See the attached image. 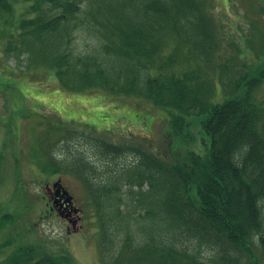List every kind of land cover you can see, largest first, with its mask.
<instances>
[{
  "label": "trees",
  "instance_id": "16d2710c",
  "mask_svg": "<svg viewBox=\"0 0 264 264\" xmlns=\"http://www.w3.org/2000/svg\"><path fill=\"white\" fill-rule=\"evenodd\" d=\"M26 1L34 14L10 33L17 38L5 46L9 57L29 69H54L71 91L105 89L169 110L170 130L181 138L189 135L188 117L200 118L209 136L203 153L180 140L166 150L154 142L155 152L85 133L92 161L72 146L78 130L54 126L66 135L51 140L75 155V172L95 201L107 263L264 264V48L254 40L260 34L264 43L260 28L251 23L249 34L221 35L218 0ZM14 2L0 0V10L11 12ZM230 26L246 27L239 20ZM78 30L98 38L88 52L72 47ZM225 39L230 54L222 50ZM56 158L49 155L43 168L59 170ZM14 221L0 216V231ZM0 264L73 261L39 242L19 245Z\"/></svg>",
  "mask_w": 264,
  "mask_h": 264
},
{
  "label": "rangeland",
  "instance_id": "374dc122",
  "mask_svg": "<svg viewBox=\"0 0 264 264\" xmlns=\"http://www.w3.org/2000/svg\"><path fill=\"white\" fill-rule=\"evenodd\" d=\"M15 1L18 3L14 2L11 12L0 10V216H12L15 220L0 231V246L8 240L12 243L0 247V258L9 256L19 245L40 242L54 253L69 255L73 264H108L101 253V221L95 201L88 185L75 172L76 166L71 160L75 155L67 154L60 143L51 140V136L56 139L66 135V132H56L54 126L61 124L65 131L78 130L76 136L81 138L72 139V146L75 152L86 151L92 161L94 146L83 137L85 133L119 144L143 145L147 150H155L154 142H162L166 150L170 141L180 140L182 148L190 143L200 153L204 150V140L209 142V136L202 132L200 118L188 117L190 124L186 131L189 135L182 134L184 138H181L170 130L169 110L105 89L71 91L60 84L54 69L45 65L29 69L24 60L9 57L5 46L10 39L17 38V34L10 36V33L19 32L20 20L34 14L29 1ZM214 11L225 24L226 32L220 31L221 35L249 34L251 23L264 34V6L258 0H237L233 4L218 0ZM4 18L6 23H3ZM234 20L246 27L234 30L230 26ZM7 30L10 32L6 33ZM77 32L73 49L88 52L98 38L86 37L81 30ZM262 37L259 34L254 38L255 48H264ZM226 44L225 39L222 50L230 54L231 47ZM49 155L57 157L59 170L43 168L50 162ZM66 156L70 161L63 160ZM128 159L137 161L132 156ZM64 162H72V166ZM104 163L97 162L99 167ZM59 178L82 208L76 227H68L62 217L50 212L47 186ZM144 199L147 200L148 195Z\"/></svg>",
  "mask_w": 264,
  "mask_h": 264
},
{
  "label": "flooded vegetation",
  "instance_id": "af4514ba",
  "mask_svg": "<svg viewBox=\"0 0 264 264\" xmlns=\"http://www.w3.org/2000/svg\"><path fill=\"white\" fill-rule=\"evenodd\" d=\"M63 185L65 186V183L62 180ZM60 186V185H59ZM70 193V189L65 186ZM48 188V204H51L50 209L51 213L53 214L56 213L59 216L62 217V219L67 223L68 227H71L74 225L75 227L77 226L78 221L81 219L82 216V208L78 205L75 196L73 197V204H67L64 203V198L62 188L55 187L54 186V181L47 186ZM64 191V190H63ZM73 194V193H72ZM74 195V194H73ZM56 200V203H55ZM75 208H78V211H75ZM72 210V211H70ZM78 219V221H76Z\"/></svg>",
  "mask_w": 264,
  "mask_h": 264
},
{
  "label": "water",
  "instance_id": "95a60500",
  "mask_svg": "<svg viewBox=\"0 0 264 264\" xmlns=\"http://www.w3.org/2000/svg\"><path fill=\"white\" fill-rule=\"evenodd\" d=\"M69 200H70V201L72 200L71 197L69 198Z\"/></svg>",
  "mask_w": 264,
  "mask_h": 264
},
{
  "label": "bare ground",
  "instance_id": "6f19581e",
  "mask_svg": "<svg viewBox=\"0 0 264 264\" xmlns=\"http://www.w3.org/2000/svg\"><path fill=\"white\" fill-rule=\"evenodd\" d=\"M76 52V51H75Z\"/></svg>",
  "mask_w": 264,
  "mask_h": 264
}]
</instances>
